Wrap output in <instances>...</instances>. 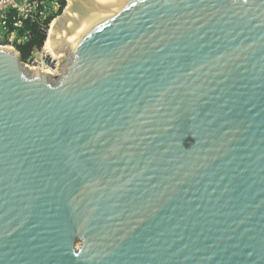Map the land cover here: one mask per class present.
Wrapping results in <instances>:
<instances>
[{
    "label": "water",
    "instance_id": "water-1",
    "mask_svg": "<svg viewBox=\"0 0 264 264\" xmlns=\"http://www.w3.org/2000/svg\"><path fill=\"white\" fill-rule=\"evenodd\" d=\"M58 74L0 46V264H264V0H71Z\"/></svg>",
    "mask_w": 264,
    "mask_h": 264
},
{
    "label": "built area",
    "instance_id": "built-area-1",
    "mask_svg": "<svg viewBox=\"0 0 264 264\" xmlns=\"http://www.w3.org/2000/svg\"><path fill=\"white\" fill-rule=\"evenodd\" d=\"M49 3L59 5L58 0H0L1 24L5 30L4 35L0 33V46L17 49V45L26 43L32 36L31 29H25L27 21L38 24L39 29L48 37V30L56 17L46 23V19L54 14L50 11ZM46 40L24 63L28 68L50 70L53 75H57L60 58L47 48Z\"/></svg>",
    "mask_w": 264,
    "mask_h": 264
},
{
    "label": "trees",
    "instance_id": "trees-1",
    "mask_svg": "<svg viewBox=\"0 0 264 264\" xmlns=\"http://www.w3.org/2000/svg\"><path fill=\"white\" fill-rule=\"evenodd\" d=\"M58 1L60 7L56 14H53L46 19L47 24L52 20L54 16L60 14L67 4V0ZM25 29H31L32 36L26 43L17 45V49L20 51L23 61H25L36 48L41 47L46 39V35L39 29L38 24L36 23L31 24L29 21H27Z\"/></svg>",
    "mask_w": 264,
    "mask_h": 264
},
{
    "label": "bare ground",
    "instance_id": "bare-ground-1",
    "mask_svg": "<svg viewBox=\"0 0 264 264\" xmlns=\"http://www.w3.org/2000/svg\"><path fill=\"white\" fill-rule=\"evenodd\" d=\"M71 0H68V4L70 3ZM55 21V20H54ZM54 21L52 22L49 30H48V37H47V40H46V45H47V48H49L55 55L57 58H61V56L64 55V52L62 51H56L53 46H52V43H51V34H52V29H53V26H54ZM59 62V60H58ZM46 72H50V70H45Z\"/></svg>",
    "mask_w": 264,
    "mask_h": 264
},
{
    "label": "rangeland",
    "instance_id": "rangeland-1",
    "mask_svg": "<svg viewBox=\"0 0 264 264\" xmlns=\"http://www.w3.org/2000/svg\"><path fill=\"white\" fill-rule=\"evenodd\" d=\"M67 3H68V0H67ZM49 7H50V11L52 12V13H54V14H56L57 13V9L59 8V5L58 4H53V3H49ZM64 10V9H63ZM50 12V13H51ZM63 12V11H62ZM61 12V13H62ZM51 13V14H52ZM60 13V14H61ZM60 14H58V15H60ZM53 15V14H52ZM57 15V16H58ZM0 33H2L3 35L5 34V30H4V28H3V25L1 24V15H0ZM47 38V37H46ZM59 72V71H58Z\"/></svg>",
    "mask_w": 264,
    "mask_h": 264
}]
</instances>
